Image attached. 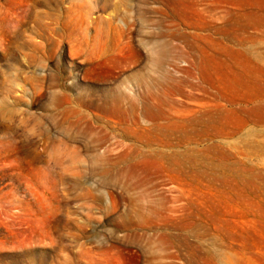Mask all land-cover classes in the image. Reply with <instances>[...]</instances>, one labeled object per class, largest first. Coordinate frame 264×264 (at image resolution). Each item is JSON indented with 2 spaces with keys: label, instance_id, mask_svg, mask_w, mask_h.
Segmentation results:
<instances>
[{
  "label": "rangeland",
  "instance_id": "obj_1",
  "mask_svg": "<svg viewBox=\"0 0 264 264\" xmlns=\"http://www.w3.org/2000/svg\"><path fill=\"white\" fill-rule=\"evenodd\" d=\"M0 264H264V0H0Z\"/></svg>",
  "mask_w": 264,
  "mask_h": 264
}]
</instances>
